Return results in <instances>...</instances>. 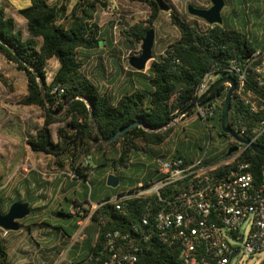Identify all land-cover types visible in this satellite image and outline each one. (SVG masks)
Masks as SVG:
<instances>
[{
    "label": "trees",
    "instance_id": "trees-1",
    "mask_svg": "<svg viewBox=\"0 0 264 264\" xmlns=\"http://www.w3.org/2000/svg\"><path fill=\"white\" fill-rule=\"evenodd\" d=\"M25 1L26 5L18 12L26 21V31L19 28L15 17L4 6H0V55L27 77V93L18 104L41 110L44 125L29 137L21 125L14 123L4 125L3 131L21 140L32 151L51 156L53 172L63 171L68 166L75 181L89 179L92 174L90 161L96 163V168H104L103 174H114L123 181L121 170L129 168L135 153L162 146L171 137L173 127L170 125L177 117L185 112V117L196 113L197 107H192L202 97L198 90L207 74L218 77L210 87L222 78L232 77L231 62L246 61L262 46L253 41L244 28L229 25L225 20L222 25L204 24L170 6L168 13L178 37L163 53L155 55L144 71L131 66L127 71L121 69L132 88L116 94L110 87L104 88L100 76L87 69L89 60L106 46L105 41L113 44L112 36L106 40L97 21L98 12L108 7L109 2L77 0L70 8L72 0ZM130 1L147 5L151 10L148 19H137L129 29L120 32L134 49L132 45H142L146 33L158 22L163 11L155 0ZM192 4L198 5L194 1ZM134 54L141 55V49ZM133 56L131 53L129 59ZM53 59L59 65L52 80L48 81V65ZM0 82L14 91L11 78L0 73ZM228 90L226 84L222 85L200 103L219 101L213 119L206 123L200 119L209 132L221 129L222 107ZM263 118L264 111L252 113L237 92L234 94L230 111L232 128L236 131L245 128L244 135L264 147V132L259 135L257 131L258 122ZM134 122L142 126L133 127L110 141L120 129ZM53 125H59L56 135ZM243 148L233 161L231 158L239 152L230 157L225 155L223 159L205 160V165H216L210 174L222 176L244 163L257 178L264 165V156ZM169 157L188 161L179 153ZM84 160L88 161L86 167ZM145 186L150 184L145 183ZM186 187V181H179L163 188L160 195L141 196H136L139 187H130L99 201L100 206L94 211L84 207L85 204L92 207L88 193L82 199L75 197L69 200L73 212L61 210L58 213L72 219V223L60 229L65 236L72 237L79 228L77 223L91 215L96 225V238L78 264H102L108 232L135 228L141 232L153 230L162 200L171 199ZM146 218L150 224H144ZM154 245L152 251L141 256L139 264H175L171 246L157 241ZM0 264H14L1 235ZM260 264H264V260Z\"/></svg>",
    "mask_w": 264,
    "mask_h": 264
},
{
    "label": "built area",
    "instance_id": "built-area-1",
    "mask_svg": "<svg viewBox=\"0 0 264 264\" xmlns=\"http://www.w3.org/2000/svg\"><path fill=\"white\" fill-rule=\"evenodd\" d=\"M130 55L131 51L127 57ZM230 73L237 83L235 93L248 109L256 114L263 112L264 45L246 61L233 60ZM212 82L213 76L207 74L199 87V95ZM226 85L230 87L229 83ZM218 105V100L197 104V116L206 123L216 116ZM185 115L182 113L179 119ZM257 131L259 135L264 132V118L259 120ZM238 132L245 136V128ZM203 162L204 159L186 161L181 157L155 156L161 178L149 187L141 184L136 196L160 195L163 188L179 181H186L187 187L171 199L162 200L153 230L108 232L102 264H139L141 256L154 249L155 241L172 247L175 264H232L233 260L239 263L242 257L264 253V165L255 178L248 171V164H239L229 173L215 176L210 171L216 165ZM90 222L91 215L81 220L79 227L85 228ZM144 224H150V220L146 218Z\"/></svg>",
    "mask_w": 264,
    "mask_h": 264
},
{
    "label": "rangeland",
    "instance_id": "rangeland-1",
    "mask_svg": "<svg viewBox=\"0 0 264 264\" xmlns=\"http://www.w3.org/2000/svg\"><path fill=\"white\" fill-rule=\"evenodd\" d=\"M53 1V0H50ZM77 0H72L70 3V8L76 3ZM109 2L108 7H102L97 15V21L102 27L103 35L106 40H109L112 36L113 44H109L105 41L104 48L94 57L89 60L87 69L90 73L95 76H100L99 81L101 85L106 88L108 84H114L118 82L120 76H124L121 73V69H130L129 58L127 55L131 51L134 56H138L134 53L141 49L142 45H136L132 48L129 47L128 42L121 35L122 29H129V25L135 22L137 19L146 20L151 14V10L147 5L132 2L130 0H105ZM196 2L198 8H204L203 4L210 6L211 0H166V2L174 7L175 11L191 16V19H196L203 23L201 18L192 16L189 14L188 5L192 2ZM222 14L229 25H236L245 29V31L251 36L253 41L262 40L264 38V0H250V7L248 5V0L246 7L245 5L236 4L235 0H230ZM244 2V0H242ZM203 3V4H202ZM26 5L25 0H0V6H4L8 13L13 15L18 23L19 28L26 31V21L21 18L18 12L19 7ZM155 29V45H154V57L163 53L164 49L168 44H170L174 39L178 37V30L171 23L170 15L168 12L163 11L160 19L153 27ZM135 50V51H134ZM58 61L53 59L48 65V81H51L55 71L58 68ZM0 73L11 78V84L14 91H10L9 88L0 82V158L6 156L7 161H10L12 155H8L7 150L9 147L4 146V140L10 141L6 136H4L3 126L9 123L17 124L19 121L23 122L25 125L24 131L27 136L34 135L36 128L42 127L44 125V118L42 116L41 110L31 106H22L17 103L25 94L27 93V77L25 74L17 72L15 66L6 62L5 58L0 55ZM217 76L213 79L216 81ZM116 84V83H115ZM116 87V86H115ZM6 103V104H5ZM54 113V112H53ZM201 120L197 116V113L186 116L184 119H179L177 117L175 121L170 125L173 127V133L171 137L167 140L165 144L174 153H179L187 158H195L192 161H198L204 159L203 164L211 159H223L227 154L226 147L228 145V140L226 137H220L218 134L212 132L210 137L209 131L202 124ZM59 125H53L52 129L56 135V130ZM12 147H10V150ZM32 162L33 167L38 173L42 174L44 180V187L48 191L65 190V196H55L53 194L54 201L52 202V197L49 202L51 204V213L56 207L59 213L63 207L69 208L70 202L68 200L74 197L83 198L88 193L91 196L92 192L95 191V196H100V198H95L94 200H104L106 195H104L103 189H108V196L112 195L111 191L118 188L110 187L108 185L109 174H103L102 170L104 168H96V163L90 161L92 174L89 176L88 180L78 179L74 180L72 175L69 173L68 178L65 173H60L56 178L53 175V170H51L50 165L52 163V157L46 155L45 153H39L32 151ZM41 160V161H40ZM206 160V161H205ZM84 167L88 166L86 161H82ZM210 165V164H206ZM96 168V169H95ZM1 169V164H0ZM66 173L71 172L67 166L65 169ZM5 171H3L0 183L4 182L5 177L3 176ZM8 172L6 173L7 176ZM103 174V175H102ZM37 180V176L34 175L30 180ZM29 182V180H27ZM30 183V182H29ZM102 189V190H101ZM100 190L102 192H100ZM119 190V189H118ZM77 191V193H75ZM26 196H29L26 193ZM5 204L8 206L12 205V200L5 199ZM2 203L0 202V207ZM97 207V206H96ZM96 207L88 208L85 204V208L94 211ZM52 210V211H51ZM68 210H72L68 209ZM82 212V210H81ZM57 213V214H58ZM58 224L59 228L55 229V233H58L59 237L65 239L63 230L60 227L64 225H69L72 223V219L63 218L58 214ZM50 228V227H49ZM83 226L78 230L77 235L83 234ZM94 235V232L88 230L85 235ZM54 238V237H53ZM75 240L70 245H67V250L64 251L62 260L68 254L70 257H74L76 253L81 252L83 245H78V247H73ZM85 249L83 250V255L87 254L89 250V242L84 244ZM60 248H63L60 246ZM264 259V253H260L251 258L242 257L240 262L233 260L232 264H260ZM62 264H64L62 262Z\"/></svg>",
    "mask_w": 264,
    "mask_h": 264
},
{
    "label": "crops",
    "instance_id": "crops-1",
    "mask_svg": "<svg viewBox=\"0 0 264 264\" xmlns=\"http://www.w3.org/2000/svg\"><path fill=\"white\" fill-rule=\"evenodd\" d=\"M225 1L226 5L231 3L230 0ZM248 2V5L252 7L250 5V0H248ZM235 3L237 5L240 4L246 6L247 0H244V2H242V0H235ZM210 5H212V3ZM203 6L204 8L211 7L207 6V4H203ZM203 23L205 24L207 22L203 21ZM259 42L261 45H264V38L259 40ZM127 70L128 69L126 68V71ZM134 80H137V76L134 77ZM115 83L108 84L107 87H110L116 92V94L123 90H127L128 88H132V86L128 84V79L125 75L120 76L118 82ZM17 124L21 125L23 129L25 128L23 122L19 121ZM3 135L10 140H4V146L6 148L9 147L7 152L8 155L9 153L12 155V158L10 161H7L6 156L0 158V179L2 177L3 171H5V174L3 175L5 177L4 182L0 183V202L2 203L0 210L4 214L8 212L10 206H7L4 202V200L8 198L12 200V204L16 201L28 202L31 208V214L21 221V229L19 231H3L0 229V235L5 241L12 262L14 264H62V262L64 264L80 263L87 255H83V250L85 249L84 244L89 242L90 248L91 242L96 238L95 223L92 221L88 223V225H86L83 229V234L79 236L77 235V232L80 227L72 237L66 236L65 239L60 238L58 233H55L54 231L55 229L59 228V216L57 214L58 208L56 207L53 211L51 210V213H49L52 204L49 202V197L50 199L52 197V202L54 201L53 194H55V196H63L62 198H64L66 193L65 190L62 189L57 192L52 190L48 191L46 189L47 187L43 188L45 182L43 180L42 174L38 173L35 170V167H33V156L31 149L28 148L25 143H22L21 140L11 137L10 135ZM167 142H165L160 147H152L148 148L146 151L135 153L130 161L129 168L121 170V174L124 176L123 181H120L121 189L119 187V190H113L111 191V194L114 192L118 193L121 190L130 187H139L141 184L145 183H157L161 176L154 163L155 156L161 154L169 157L175 154L169 147L165 145ZM10 147H12L11 150ZM187 159L188 161H192L195 158ZM7 172L8 174L6 176ZM60 173H65L68 178L70 177L69 173L71 174V172L66 173V171L63 170L60 172H54L53 175H55L56 178ZM34 175H36L38 179L30 180ZM27 180H29L30 183ZM101 190L100 192H102ZM103 190L104 195H106L105 197H108V189ZM25 192L28 193L29 196H26ZM75 193H77V191H75ZM95 193L96 192L93 191L91 196L87 198L91 201L92 207L100 205L98 202L102 200H94L95 198H100V196H95ZM70 207L71 205L69 206V209H71ZM61 210L68 209L63 207ZM69 211L73 212V208ZM80 222L81 221H79L77 225H79ZM88 230L94 232V235H85ZM73 240H75L74 244L72 245L73 247L83 245L81 252L76 253L74 257H70L67 254L62 260L64 251L67 250V245L72 244ZM60 246L63 248H60ZM60 252L61 254L59 255Z\"/></svg>",
    "mask_w": 264,
    "mask_h": 264
},
{
    "label": "water",
    "instance_id": "water-1",
    "mask_svg": "<svg viewBox=\"0 0 264 264\" xmlns=\"http://www.w3.org/2000/svg\"><path fill=\"white\" fill-rule=\"evenodd\" d=\"M160 9L162 11H170V5L165 0H155ZM211 7L209 8H198L193 4L188 5V12L192 16H196L198 18L203 19L209 25H222L224 23V18L222 15V11L226 5L225 0H211ZM154 45H155V29L151 28L147 33L142 42L141 46V55L133 56L129 59V65L137 70L144 71L149 62L154 60ZM229 83L230 87L227 92V95L224 100V104L222 107V115H221V130L229 134L234 140L238 143L244 145L246 148L252 149L257 154L264 156V147L257 144L255 141L243 136L240 132L236 131L232 128L230 124V111L232 109V101L234 99V93L236 90V80L234 77H226L218 80L214 83L198 100V102L193 105L192 108L197 107V104H200L204 99H206L210 94H212L216 89L220 86ZM187 113V112H185ZM92 118L94 120V113L91 112ZM142 126L140 122H134L130 125L120 129L111 139L110 141L116 140L120 135L129 131L133 127ZM167 127L163 128L166 129ZM239 152L238 146L230 147L227 156L230 157L232 154ZM120 184V179L111 174L108 178V185L110 187L116 188ZM31 214L30 204L28 202H14L7 213H2L0 210V229L3 231H19L21 229V221L24 220Z\"/></svg>",
    "mask_w": 264,
    "mask_h": 264
},
{
    "label": "flooded vegetation",
    "instance_id": "flooded-vegetation-1",
    "mask_svg": "<svg viewBox=\"0 0 264 264\" xmlns=\"http://www.w3.org/2000/svg\"><path fill=\"white\" fill-rule=\"evenodd\" d=\"M208 130V129H207ZM209 131V130H208ZM212 132H214L215 134H218L221 138L222 137H226L227 138V140L229 141L228 142V145H227V149H226V151L227 150H229V148L230 147H233V146H238L239 147V150H241L243 147H244V145H242V144H240V143H238L236 140H234L229 134H226V133H224L221 129L219 130V129H211V131L209 132V134H210V137L212 136ZM233 155V154H232Z\"/></svg>",
    "mask_w": 264,
    "mask_h": 264
}]
</instances>
